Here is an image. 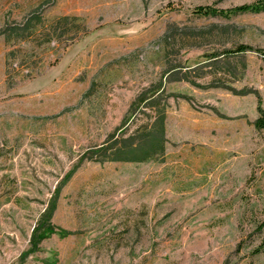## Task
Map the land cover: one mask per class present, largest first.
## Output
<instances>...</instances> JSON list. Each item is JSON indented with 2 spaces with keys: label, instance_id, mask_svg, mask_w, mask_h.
I'll return each mask as SVG.
<instances>
[{
  "label": "rangeland",
  "instance_id": "rangeland-1",
  "mask_svg": "<svg viewBox=\"0 0 264 264\" xmlns=\"http://www.w3.org/2000/svg\"><path fill=\"white\" fill-rule=\"evenodd\" d=\"M253 1L0 0V264H264Z\"/></svg>",
  "mask_w": 264,
  "mask_h": 264
},
{
  "label": "trees",
  "instance_id": "trees-1",
  "mask_svg": "<svg viewBox=\"0 0 264 264\" xmlns=\"http://www.w3.org/2000/svg\"><path fill=\"white\" fill-rule=\"evenodd\" d=\"M196 13L203 16H222L229 17L233 14L238 13H264V0H255L252 3H245L241 5H237L231 9L224 10L219 9L213 6H199L195 10ZM245 48H241L239 51L244 50ZM257 126L264 128V117H260L257 120ZM38 229L34 230L33 237L37 236Z\"/></svg>",
  "mask_w": 264,
  "mask_h": 264
}]
</instances>
